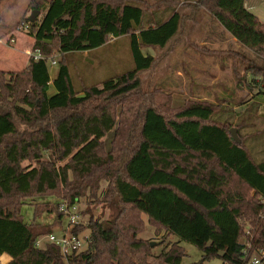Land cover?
Wrapping results in <instances>:
<instances>
[{
  "label": "trees",
  "instance_id": "obj_1",
  "mask_svg": "<svg viewBox=\"0 0 264 264\" xmlns=\"http://www.w3.org/2000/svg\"><path fill=\"white\" fill-rule=\"evenodd\" d=\"M131 1L176 0L29 2L40 17L25 23L32 51L42 59H30L26 72L8 75V83L0 73V257L9 256L8 264H150V243L138 238L141 216L157 233L199 250L201 262L217 257L222 264H246L264 251V160L253 158L242 136L240 145L233 141L227 131L233 124L214 120L219 106L191 103L167 118L146 105L139 76L155 59L142 48L165 49L178 35L181 17L174 10L166 20L146 16ZM198 4L261 62L246 68L249 87L256 89L248 115L264 96V23L245 8V0ZM124 37L133 68L106 79L100 89L76 90L64 62L51 79L48 59L55 53H91L109 38ZM8 97L11 106L4 104ZM45 195L56 203L39 214L54 215L52 224H25L19 200ZM82 199L112 212L106 220L95 219L91 209L82 212L87 224L74 233L87 235L85 249L67 259L53 245L35 249L38 237L59 231L58 203L73 206ZM184 256L173 243L157 259L181 264Z\"/></svg>",
  "mask_w": 264,
  "mask_h": 264
},
{
  "label": "rangeland",
  "instance_id": "obj_2",
  "mask_svg": "<svg viewBox=\"0 0 264 264\" xmlns=\"http://www.w3.org/2000/svg\"><path fill=\"white\" fill-rule=\"evenodd\" d=\"M29 2L30 0L0 2V73L5 75V83L9 81L8 75L26 72L29 66L30 57L26 52L32 51L33 40L29 37L28 30L23 27L26 25L25 21L35 12L30 9ZM113 2L119 3V0ZM130 4L141 8L146 16L159 14L161 20H166L171 10L181 17L179 33L165 49L142 48L143 54L155 59L152 69L139 76L142 99L149 102L146 105H154L167 118H173L191 103L219 106L221 108L214 120L233 124L234 126L227 127V131L235 129L237 137L240 139L242 136L253 158L257 162L264 160V98L259 104V109L249 110L247 115L245 112L252 105V98L244 92L248 90L247 86H251V78L247 75L246 68L260 65V60L230 40L215 19L198 4V0L143 3L131 1ZM245 4L251 8V14L264 23V0H245ZM39 17L40 13L37 18ZM128 41V37L109 38L105 47L88 54L55 53L48 59L50 77H56L59 64L64 62L76 90L92 85H97L100 89L106 79L133 68ZM52 62L55 65L52 66ZM259 81L258 78L256 83ZM254 85L252 84L253 87ZM232 89L235 91L234 97L220 98ZM250 92L255 93L256 90ZM237 102L246 106L235 110L234 105ZM13 103L14 100L10 97L4 102L7 106ZM230 106H234L233 109H229ZM18 129L21 131L23 127ZM111 135L104 139L106 150L109 149ZM49 160L47 156L43 158L44 162ZM28 165L25 162L22 167L26 168ZM31 167H37L36 163H32ZM55 201L49 195L19 200L20 215L25 224L49 226L54 217L49 218L48 214L39 212L44 205H49V208ZM80 205L82 212L91 209L95 219H109L112 213L102 203L93 206L89 205L86 199H82ZM33 211L39 215L35 222ZM141 218L144 228L138 238L153 244V247L150 246L152 251L149 252L150 264H163L157 257L165 247L173 243H179L185 252L181 264H222L217 257L201 262L202 254L195 247L179 241L174 236L157 233L145 216ZM84 219L87 221V216Z\"/></svg>",
  "mask_w": 264,
  "mask_h": 264
},
{
  "label": "built area",
  "instance_id": "obj_3",
  "mask_svg": "<svg viewBox=\"0 0 264 264\" xmlns=\"http://www.w3.org/2000/svg\"><path fill=\"white\" fill-rule=\"evenodd\" d=\"M23 27L27 31V25ZM26 55L34 61L42 59L38 50L28 51ZM53 65H55V63L52 62V66ZM80 207V202L75 203L73 206H68L64 202H59L57 210L62 215L61 226L58 228L59 233L38 237L34 243L35 249H43L46 245H53L59 248L64 259L84 250L88 241L87 235L85 233H74L77 227L86 226L87 224V221H85L82 216ZM53 217L55 218L54 215ZM246 264H264V251L260 250L250 255L247 258Z\"/></svg>",
  "mask_w": 264,
  "mask_h": 264
},
{
  "label": "crops",
  "instance_id": "obj_4",
  "mask_svg": "<svg viewBox=\"0 0 264 264\" xmlns=\"http://www.w3.org/2000/svg\"><path fill=\"white\" fill-rule=\"evenodd\" d=\"M245 8L251 13V8H249L246 4H245ZM218 24V23H217ZM218 26L222 29V31L230 38V40H232L233 42H235L236 44H238L219 24H218ZM128 46H129V44H128ZM238 46L241 48V46L238 44ZM84 54H88V53H84ZM248 54V53H247ZM246 78H248V76L246 77ZM51 79H54V78H51ZM248 82H250V79L248 80ZM248 87V90H246V91H244L247 95L246 96H250L249 98H253L254 97V95H255V90L256 89H252V88H250L249 86H247ZM252 90V91H254L255 93H252V92H250V90ZM227 92H229L228 94H226V95H222L220 98H223V97H234L235 96V91L232 89V90H229V91H227ZM260 97H262V98H264V96H260ZM250 102H253L252 100L250 101ZM240 104H242V103H240V102H237L236 103V105H234L233 107H234V109L236 110V109H238V108H243V107H245L246 105H240ZM49 218H52L53 217V215H49L48 216ZM53 222V221H52ZM52 224V223H51ZM50 224V225H51ZM59 230V229H58ZM11 262V258L9 257V256H7V255H5V254H3L1 257H0V264H8V263H10Z\"/></svg>",
  "mask_w": 264,
  "mask_h": 264
},
{
  "label": "water",
  "instance_id": "obj_5",
  "mask_svg": "<svg viewBox=\"0 0 264 264\" xmlns=\"http://www.w3.org/2000/svg\"><path fill=\"white\" fill-rule=\"evenodd\" d=\"M38 16V13L37 12H33L31 14V16L27 19V21L29 23H33L35 21V19L37 18ZM229 134L231 136V138L233 139V141L237 144V145H240L241 144V141L239 140V138L237 137L236 135V130L235 129H231L229 131ZM151 247H153V244L150 245Z\"/></svg>",
  "mask_w": 264,
  "mask_h": 264
}]
</instances>
